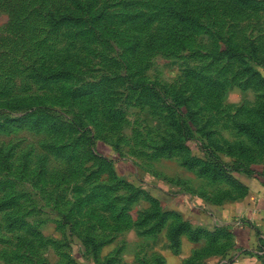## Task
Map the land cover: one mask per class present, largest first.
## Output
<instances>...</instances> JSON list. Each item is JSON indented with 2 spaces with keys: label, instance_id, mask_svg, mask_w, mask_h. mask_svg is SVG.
<instances>
[{
  "label": "rangeland",
  "instance_id": "374dc122",
  "mask_svg": "<svg viewBox=\"0 0 264 264\" xmlns=\"http://www.w3.org/2000/svg\"><path fill=\"white\" fill-rule=\"evenodd\" d=\"M99 1L112 18L94 32L97 14L86 10L85 31L71 24L48 33L34 20L8 41L0 0V264L230 257L229 231L194 221L198 210L219 209L237 195L232 176L243 184L264 176V0ZM98 33L116 39L95 42ZM47 55L68 57L64 69L73 79L36 77L58 67ZM104 84L110 99L68 96ZM60 119L77 132L65 133ZM80 133L85 142L95 138L103 170L96 171ZM75 152L83 171L62 181L75 174ZM90 194L99 196L77 203ZM104 194L123 214L120 232L86 216L95 209L108 219ZM184 239L194 249L181 260Z\"/></svg>",
  "mask_w": 264,
  "mask_h": 264
},
{
  "label": "trees",
  "instance_id": "16d2710c",
  "mask_svg": "<svg viewBox=\"0 0 264 264\" xmlns=\"http://www.w3.org/2000/svg\"><path fill=\"white\" fill-rule=\"evenodd\" d=\"M2 1V9L3 11H5L9 16H8V21L6 24V38L8 39V41H11L10 38H13V36H22V33H16L15 29L16 27H19L20 24L25 23L27 26H31V21L35 20V23L38 21H42L47 25V29L48 33H57L60 31L61 27H69L71 26V24H75L80 32L85 31L86 28L84 27V25L88 24V20H86V18L81 19V17H84V15L80 14L82 11H86V10H95V13L97 14V19L95 20L96 24L93 22V32L97 29L98 26L104 27L102 24V22H106L107 19L111 20L112 15L107 12V10H103L101 8V4L99 0H1ZM4 2V3H3ZM123 6L125 5V2H122ZM106 9L109 7V3L105 2L102 4ZM130 5V3H126V6ZM91 19V18H90ZM92 20V19H91ZM38 32V31H37ZM39 33V32H38ZM33 34V33H32ZM86 35H89L90 32L86 31L85 32ZM24 35V34H23ZM80 33H75L72 34V38L76 39V36H79ZM129 35V34H127ZM34 36V34H33ZM136 37L138 38L139 36L136 35ZM112 39H116V37H108L102 33H98L97 36L95 37L94 41H103V42H111L110 40ZM152 38H148L147 40V46L148 48H152L155 49L153 47V42L151 41ZM12 48H10L13 52L17 51V49H19V46L16 47L15 45H11ZM10 50V51H11ZM39 50V48L37 49ZM11 51V52H12ZM95 52V51H94ZM141 56H144V53L140 54ZM43 58V57H41ZM47 58L50 59L49 60H45L43 62H52V61H57V63H55V67L58 64L57 68H53L50 71L48 70H39L37 71V73L35 74L36 77L42 78L43 81L45 82H49V81H63V79H67V80H72L73 78V73L70 72V68L68 69H64L66 67V60H68V57H53V56H49L47 55ZM81 66L84 67L86 66V64L81 62ZM36 67V66H35ZM83 74V73H82ZM82 76V75H81ZM131 76V75H130ZM114 79H118V76H116ZM68 82V81H67ZM88 87V84L87 86ZM88 89V88H87ZM140 89H145L144 88H140ZM147 89V88H146ZM101 92L102 96L105 97L106 99H110L111 97V92L110 89L107 87V85H103L102 87H95L94 89L92 88L91 90H77L74 91L72 93H70V95H68L69 97L73 95L78 98H84V94H95L97 95V93ZM145 92V91H144ZM175 101H177V97L175 96ZM179 100V99H178ZM178 105L180 106V103H178ZM171 122L172 125H175L174 121V114L171 113ZM65 120V119H64ZM60 123L61 125H64V130L65 133L70 132H77L76 128L72 126L71 123L69 124L67 121H63V119H60ZM63 127V126H62ZM85 134V132H84ZM85 137L86 135H83L80 133V140L82 142L85 143L86 147L88 148L87 152L89 153L90 157H91V161H94L97 164V169L96 171H100L101 169L103 170V168L105 167V161L104 158L101 157V155L99 156L96 151H95V138L92 136H88V139L85 142ZM185 138L184 141V146L185 148H187L190 152L192 151L188 145L186 144V142L188 141V139ZM186 140V142H185ZM90 142V145H89ZM65 149V148H64ZM68 155H71V153L69 152ZM74 161H73V166L72 169L70 170V173H75L73 175V178L68 179L65 176H63L64 179H61L62 181H64L65 179L68 180L69 182L71 180L77 179L80 177L81 172L83 171L82 169V159H81V155L79 153L74 154ZM232 183L234 185H238L236 188H238V193L236 196L231 197L229 199L226 200H221V202H230V201H236L238 199L243 198L246 193H247V186H245L243 183L239 182V180L235 177H233ZM262 181L264 183V176H262ZM95 192V191H94ZM92 192V194L94 193ZM90 194L86 199H81L78 198L77 203L78 204H87L88 202H90L91 199L98 197L99 195L96 194L94 196L91 197ZM78 195V194H77ZM108 195V194H107ZM107 195H101L102 198V204H101V211L108 213V219L104 216V218L97 216L96 213H94L95 209H91L88 213H87V217H92L94 220H96L100 226H102L103 228L108 229L111 232H120L122 231V226L120 225V222L117 223L116 226V221H120L122 220L123 214H119L120 211H118L116 213V207L115 204L107 199ZM91 197V198H90ZM79 206V205H78ZM116 216H117V220H116ZM226 232V230H223ZM200 233H194V239L195 241L200 240L199 235ZM227 236L231 237L232 240H234V234L231 233L229 231L226 232ZM212 240L216 239L215 236L211 237ZM175 241V240H174ZM218 254V253H215ZM217 256V255H215Z\"/></svg>",
  "mask_w": 264,
  "mask_h": 264
},
{
  "label": "crops",
  "instance_id": "0c3cea01",
  "mask_svg": "<svg viewBox=\"0 0 264 264\" xmlns=\"http://www.w3.org/2000/svg\"><path fill=\"white\" fill-rule=\"evenodd\" d=\"M244 184L248 190L243 198L230 201L219 209L196 212V225L212 228L220 223L234 234L233 255L211 258L204 264H264V183L260 178L252 177ZM191 244L184 239L185 255L184 252L180 255L181 260L191 254L194 249Z\"/></svg>",
  "mask_w": 264,
  "mask_h": 264
}]
</instances>
